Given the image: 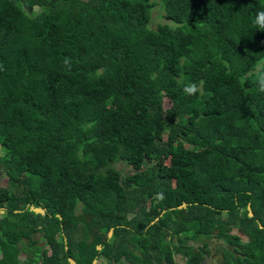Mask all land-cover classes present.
<instances>
[{
  "label": "trees",
  "instance_id": "16d2710c",
  "mask_svg": "<svg viewBox=\"0 0 264 264\" xmlns=\"http://www.w3.org/2000/svg\"><path fill=\"white\" fill-rule=\"evenodd\" d=\"M261 10L0 0V264H264Z\"/></svg>",
  "mask_w": 264,
  "mask_h": 264
},
{
  "label": "rangeland",
  "instance_id": "374dc122",
  "mask_svg": "<svg viewBox=\"0 0 264 264\" xmlns=\"http://www.w3.org/2000/svg\"><path fill=\"white\" fill-rule=\"evenodd\" d=\"M162 14L160 8L158 7H155L150 15V22H149V28H152L154 29L156 24L158 23H161V22H164L161 18H159V16ZM168 105H167V102L164 100L163 101V107L166 108ZM116 170H118L121 174L122 177H125V176H128L130 173H132V170L125 166L124 164L122 163H116L114 166H113ZM6 185V180L3 176V174L0 172V187H4ZM127 215H131V210H127L126 211ZM224 216H222L221 218H223ZM89 225V223H88ZM234 233V231H233ZM237 232H235L236 234ZM238 235L241 239L242 242L245 241V238L241 235V231L238 232ZM188 244H192V242H188ZM239 246H242V245H239ZM42 247L44 249L47 248L46 245L42 244ZM208 248L210 249L209 251H212V255L215 256V260H218L220 261V252L222 251V249L224 248V245L220 242V241H216L215 239L214 240H210L208 242ZM242 248V247H241ZM241 248L240 247H237V251L241 253ZM210 254V252H209ZM21 260L23 259V257L21 256L20 258ZM174 261L176 263H180L182 262V259L181 257L179 256H175L174 257ZM217 264V263H216Z\"/></svg>",
  "mask_w": 264,
  "mask_h": 264
},
{
  "label": "clouds",
  "instance_id": "9594fccd",
  "mask_svg": "<svg viewBox=\"0 0 264 264\" xmlns=\"http://www.w3.org/2000/svg\"><path fill=\"white\" fill-rule=\"evenodd\" d=\"M254 24L261 30H264V10L258 11L255 14ZM252 75H254L256 82L258 83L259 90L264 92V59L259 60L253 67ZM244 78H242L243 80ZM202 91V82L197 83H188L183 86V92L187 96H193ZM4 152L0 150V156H3Z\"/></svg>",
  "mask_w": 264,
  "mask_h": 264
},
{
  "label": "water",
  "instance_id": "95a60500",
  "mask_svg": "<svg viewBox=\"0 0 264 264\" xmlns=\"http://www.w3.org/2000/svg\"><path fill=\"white\" fill-rule=\"evenodd\" d=\"M185 207V204L182 203L180 206L177 207V209H180V208H184ZM247 210H248V216L251 217V213L249 212V208L247 207ZM29 211L33 212L34 214H39V215H43L44 214V209L42 208H35V207H29ZM2 213V212H1ZM156 220V219H155ZM259 228H262L261 226H259ZM110 232H108V237L110 236ZM100 247H97V250H99ZM68 264H75L71 259H68ZM92 264H95V261L92 262Z\"/></svg>",
  "mask_w": 264,
  "mask_h": 264
},
{
  "label": "crops",
  "instance_id": "0c3cea01",
  "mask_svg": "<svg viewBox=\"0 0 264 264\" xmlns=\"http://www.w3.org/2000/svg\"><path fill=\"white\" fill-rule=\"evenodd\" d=\"M210 250V249H209ZM213 253H212V251H210V254H209V256H207V257H205L203 260H202V262H201V264H223V261H222V256H221V252H220V261H218V260H215V256L214 255H212Z\"/></svg>",
  "mask_w": 264,
  "mask_h": 264
}]
</instances>
